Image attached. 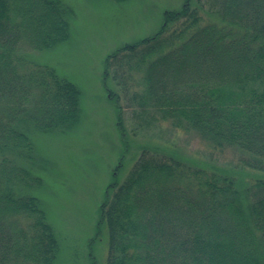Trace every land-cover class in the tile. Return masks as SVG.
<instances>
[{
  "label": "trees",
  "instance_id": "obj_1",
  "mask_svg": "<svg viewBox=\"0 0 264 264\" xmlns=\"http://www.w3.org/2000/svg\"><path fill=\"white\" fill-rule=\"evenodd\" d=\"M73 12L63 0H0V264L56 258L53 226L32 193L41 179L29 131L75 122L80 90L48 65L25 67L17 50L66 40ZM163 21L105 67L112 58L123 75L141 72L132 101L241 151L256 175L242 186L171 153H141L100 205L104 264H264V0H184Z\"/></svg>",
  "mask_w": 264,
  "mask_h": 264
},
{
  "label": "rangeland",
  "instance_id": "obj_2",
  "mask_svg": "<svg viewBox=\"0 0 264 264\" xmlns=\"http://www.w3.org/2000/svg\"><path fill=\"white\" fill-rule=\"evenodd\" d=\"M63 1L74 11L68 19V38L43 50L22 41L17 50L30 61L25 67L48 65L80 90L75 122L29 131L41 179L32 193L57 237L52 264H91L92 259L104 264L108 234L104 225L98 226L100 205L108 185L122 182L141 153H171L210 171H225L242 186L256 174L242 166L241 151L215 146L184 124L132 101L141 88V72L123 75L112 58L105 67L109 54L154 35L164 22V11L179 9L184 0ZM33 106L29 101L26 108Z\"/></svg>",
  "mask_w": 264,
  "mask_h": 264
}]
</instances>
